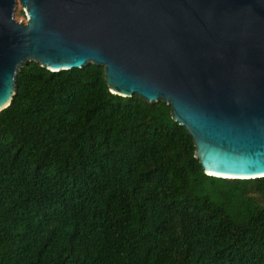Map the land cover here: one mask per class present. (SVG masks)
<instances>
[{"label":"trees","instance_id":"obj_1","mask_svg":"<svg viewBox=\"0 0 264 264\" xmlns=\"http://www.w3.org/2000/svg\"><path fill=\"white\" fill-rule=\"evenodd\" d=\"M171 105L103 66L17 72L0 111V264H264V177L205 173Z\"/></svg>","mask_w":264,"mask_h":264},{"label":"water","instance_id":"obj_2","mask_svg":"<svg viewBox=\"0 0 264 264\" xmlns=\"http://www.w3.org/2000/svg\"><path fill=\"white\" fill-rule=\"evenodd\" d=\"M33 61L103 66L113 93L171 105L206 174L264 177V0H0V111Z\"/></svg>","mask_w":264,"mask_h":264},{"label":"rangeland","instance_id":"obj_3","mask_svg":"<svg viewBox=\"0 0 264 264\" xmlns=\"http://www.w3.org/2000/svg\"><path fill=\"white\" fill-rule=\"evenodd\" d=\"M15 17L19 21H26V19H27L26 18V13H25V11L23 10V7L20 4H18L17 10L15 12Z\"/></svg>","mask_w":264,"mask_h":264}]
</instances>
